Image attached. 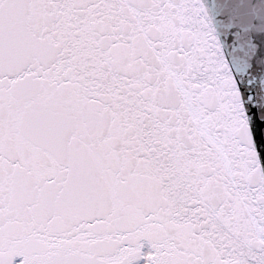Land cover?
<instances>
[{"label":"water","instance_id":"1","mask_svg":"<svg viewBox=\"0 0 264 264\" xmlns=\"http://www.w3.org/2000/svg\"><path fill=\"white\" fill-rule=\"evenodd\" d=\"M146 259L264 264V0H0V264Z\"/></svg>","mask_w":264,"mask_h":264},{"label":"flooded vegetation","instance_id":"2","mask_svg":"<svg viewBox=\"0 0 264 264\" xmlns=\"http://www.w3.org/2000/svg\"><path fill=\"white\" fill-rule=\"evenodd\" d=\"M147 263V261L144 262V264Z\"/></svg>","mask_w":264,"mask_h":264}]
</instances>
